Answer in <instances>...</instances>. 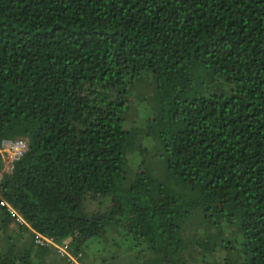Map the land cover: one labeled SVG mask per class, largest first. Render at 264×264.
Wrapping results in <instances>:
<instances>
[{"label":"trees","instance_id":"trees-1","mask_svg":"<svg viewBox=\"0 0 264 264\" xmlns=\"http://www.w3.org/2000/svg\"><path fill=\"white\" fill-rule=\"evenodd\" d=\"M145 77L158 111L135 131L129 88ZM205 79L219 88L187 96ZM152 133L183 192L149 169L129 181ZM18 137L28 149L0 177V264H72L35 232L81 260L112 228L160 264H199L232 249L222 226L236 219L240 264H264V0H0V142ZM196 213L207 228L186 239Z\"/></svg>","mask_w":264,"mask_h":264},{"label":"rangeland","instance_id":"rangeland-1","mask_svg":"<svg viewBox=\"0 0 264 264\" xmlns=\"http://www.w3.org/2000/svg\"><path fill=\"white\" fill-rule=\"evenodd\" d=\"M155 84L153 80L149 77L142 78L130 86L129 88V98L131 102V108L126 113L127 126L132 130L140 131L143 128H146L147 118L154 116L158 109L156 98L154 94ZM219 88V83H211L208 79L204 80V84L200 81L194 83L192 89L187 93V96H192L197 92L202 91H213ZM183 97V95H180ZM139 142H142L145 147L148 148L149 152L147 155L146 162L143 164V155H141L138 149L129 153L127 170L129 173V181L132 180L135 176V173L141 169H149V171L158 179L161 180L164 184L170 185L172 189L176 191L183 192V185L178 183L175 177H171L165 170L163 160L161 159V154L158 152V141L154 133L149 134L145 139H141L139 136ZM159 153V154H158ZM142 164V165H141ZM1 177V175H0ZM87 207L89 209H96L98 204L93 201H87ZM226 222V220H225ZM239 219L234 220L231 223H224L222 229L223 239L230 241L232 244L231 250L219 249L213 254H198L196 252L197 261L199 264H206L218 262L219 264H240L242 249L241 241L242 235L239 232ZM207 228L202 224V218L200 213L194 214L191 217L190 221L186 225V229H183V236L186 239L189 237H194V233H197L198 236H203L204 231ZM18 226L13 224L8 233L12 236L11 239L13 242H17L18 250H20V243L25 242L28 238L27 232L22 233L24 241L17 234ZM221 229V230H222ZM220 230V231H221ZM17 234V235H16ZM185 234V235H184ZM20 238V240L18 239ZM10 239V240H11ZM120 233L112 228L106 237L105 246H97L96 248L84 256L83 259L78 258L79 264H160V260L152 249H147L146 244H138L136 241H122L119 243ZM8 242V237L0 229V245H6ZM65 244V243H58ZM24 245V243H23ZM23 248V246H22ZM56 251V250H55ZM201 252V251H199ZM56 253L60 256L57 251ZM93 258V256H95ZM66 257V256H63ZM186 262V259H184ZM72 264H77L76 262L69 259ZM57 264H62V261L57 257Z\"/></svg>","mask_w":264,"mask_h":264},{"label":"built area","instance_id":"built-area-1","mask_svg":"<svg viewBox=\"0 0 264 264\" xmlns=\"http://www.w3.org/2000/svg\"><path fill=\"white\" fill-rule=\"evenodd\" d=\"M28 149V143L25 138H5L0 142V154L2 156L4 166L1 172V177L4 174L11 173L15 167V164L24 156ZM17 214V212L15 211ZM17 220L19 222H25V220L19 215ZM35 241L41 246L51 245L62 256L68 257L70 260L78 263V257L73 255L68 243L58 244L54 239L47 237L41 233L35 232Z\"/></svg>","mask_w":264,"mask_h":264}]
</instances>
